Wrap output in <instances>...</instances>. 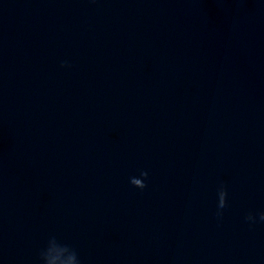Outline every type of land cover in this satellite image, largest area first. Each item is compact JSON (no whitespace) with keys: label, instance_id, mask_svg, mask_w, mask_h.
Here are the masks:
<instances>
[{"label":"water","instance_id":"95a60500","mask_svg":"<svg viewBox=\"0 0 264 264\" xmlns=\"http://www.w3.org/2000/svg\"><path fill=\"white\" fill-rule=\"evenodd\" d=\"M261 211L264 3L0 0V264H264Z\"/></svg>","mask_w":264,"mask_h":264},{"label":"clouds","instance_id":"9594fccd","mask_svg":"<svg viewBox=\"0 0 264 264\" xmlns=\"http://www.w3.org/2000/svg\"><path fill=\"white\" fill-rule=\"evenodd\" d=\"M264 3V0H260ZM67 61L61 62V67H68ZM139 179L132 180L130 183L134 187L144 190L148 187L149 172L141 171L139 173ZM217 215H222V210L228 204V191L226 187L221 185L217 192ZM245 220L250 224L264 222V211L258 214L249 213ZM41 264H82V260L77 250L66 243L60 242L55 235L48 238L46 246L40 252Z\"/></svg>","mask_w":264,"mask_h":264}]
</instances>
